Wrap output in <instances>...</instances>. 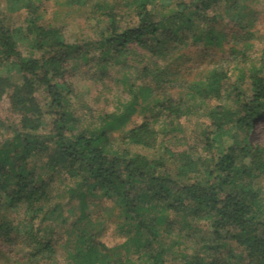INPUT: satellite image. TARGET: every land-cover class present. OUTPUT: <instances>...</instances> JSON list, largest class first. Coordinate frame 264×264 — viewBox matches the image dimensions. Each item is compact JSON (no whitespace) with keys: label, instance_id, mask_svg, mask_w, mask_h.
Here are the masks:
<instances>
[{"label":"trees","instance_id":"16d2710c","mask_svg":"<svg viewBox=\"0 0 264 264\" xmlns=\"http://www.w3.org/2000/svg\"><path fill=\"white\" fill-rule=\"evenodd\" d=\"M74 1L92 2V17H105L94 42L104 65L109 59L124 62L130 45L152 58L189 40L219 43L213 27L221 18L220 3L236 0ZM3 2L13 11H25L24 27L7 23ZM39 10L36 0H0V99L7 95L18 117L13 125L0 118V237L7 242L20 238L35 264L49 263L63 247L70 264H264V202L256 187L264 178V146L248 140L264 118V75L250 77V95L236 91L226 69L187 83L178 101L159 94L153 103L160 111L123 129L119 143L125 146L115 147L110 131L129 120L138 94L120 118L83 126L72 108L73 91L55 78L64 58L76 53L85 59L87 54L67 43L60 29L44 24ZM20 43L29 47L28 55ZM13 74L21 81L14 82ZM138 75L143 85L158 87L170 82L171 73L146 63ZM143 85L139 93L145 99L151 87ZM39 90L48 100L46 111L36 97ZM231 96L232 107L220 103L208 114L212 122L199 133L204 153L191 146L175 154L160 145L175 121L192 114L194 106L186 105L184 97L203 104ZM161 116L164 125L156 128L153 122ZM134 146L156 156L134 152ZM158 148L163 149L159 155ZM56 180L69 201L77 200L75 209L67 208L68 214L78 210L74 220L62 214L67 205L56 196ZM98 197L111 200L125 218L123 226L134 231L121 245L123 255L98 240L101 233L87 210ZM2 208L9 213L22 208V213L12 218ZM172 216L184 218L187 229H197L189 220L206 225L201 237L192 233L201 253H188L171 238ZM52 221L61 227L60 238L45 226ZM162 225L167 233H161ZM229 244L239 252L229 251Z\"/></svg>","mask_w":264,"mask_h":264},{"label":"rangeland","instance_id":"374dc122","mask_svg":"<svg viewBox=\"0 0 264 264\" xmlns=\"http://www.w3.org/2000/svg\"><path fill=\"white\" fill-rule=\"evenodd\" d=\"M36 4L40 7L39 13L43 15L44 24L60 29L67 43L81 47L87 54L85 59L80 58L76 53L64 58L60 63L61 70L55 78L56 82L65 83L73 91L70 95L72 108L83 126L95 127L103 119L120 118L125 112V105L138 94V103L134 106V112L131 113L129 120L124 125L117 124V128L110 131L111 144L115 147L125 146L119 143L123 129H129L134 124L141 123L144 118H153L160 111V108L153 103L159 94L165 95L172 101H178L187 83L204 78L213 69H226L231 81L237 84L236 91L250 95V77L255 74L264 75V0H236L235 3H220L221 18L213 27L214 34L220 35L219 43L206 42L203 39L189 40L181 46H171L170 51L165 55L152 58L137 46L130 45L128 48L132 52L125 56L124 62L117 64L109 59L104 62V65L95 49L94 42L96 43L99 39L100 30L104 28L106 22L105 17L99 21L96 17H92V2L36 0ZM1 8L11 27L25 26L24 10L13 11L4 2ZM19 46L24 55L29 54L27 45L20 43ZM146 63H157L160 69L171 73L168 77L170 82H165L158 87L149 82L143 85V82L138 79V73ZM11 78L17 83L21 81L20 76L15 74ZM142 85L151 87V94L145 99L139 93ZM36 97L43 111H46L48 100L44 92L39 90ZM231 98H224L221 102L210 101L202 104L200 101H192L184 97L186 105L194 106V110L190 116L179 120L178 124L174 122L178 128L174 126L166 137L162 138L160 145H165L175 154L188 150L191 146V149H198L204 153L199 133L212 122L208 114L216 111V106L220 103L232 107L233 96ZM0 118L12 125L18 122V117L12 113L7 95L0 99ZM164 122V116H161L153 122V125L161 128ZM248 140L251 144L264 146V118H259L255 123ZM130 149L146 154L150 158L156 156L155 152L139 146L130 147ZM156 151L159 155L163 149L158 148ZM256 187H259L260 197L264 202V178L256 182ZM64 188L60 181H55L56 196L60 197L59 201L67 205L62 209V214L69 220H74L78 210L68 214L67 208L76 207L77 200L69 201L63 192ZM87 210L95 223L96 230L101 233L98 240L114 252L123 255L125 250L121 245L132 236L134 231L131 227L123 226L125 218L120 214L118 207L111 200H101L98 197L90 201ZM2 212L13 218L22 213V208L12 213L2 208ZM170 214L171 210L167 212V215ZM171 219L175 221L170 231L171 238L177 240L188 253L195 251L201 253V244L196 237L204 235L206 225L189 220V224L197 228L191 230L183 227L184 218L181 216H172ZM57 224L58 221H52L46 222L45 226L56 230L55 238H60L63 232ZM160 229L161 233L163 231L167 233L165 226L162 225ZM228 248L229 251L236 253L240 250L235 244H229ZM131 251L132 255L135 250ZM32 253L20 238L7 242L2 236L0 237V264H35L30 258ZM135 256L134 253L131 257L135 258ZM48 264H70L64 247Z\"/></svg>","mask_w":264,"mask_h":264}]
</instances>
